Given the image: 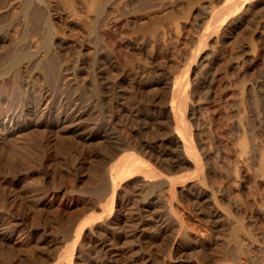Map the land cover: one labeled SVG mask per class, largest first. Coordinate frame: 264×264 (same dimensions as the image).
Here are the masks:
<instances>
[{
  "label": "bare ground",
  "instance_id": "obj_1",
  "mask_svg": "<svg viewBox=\"0 0 264 264\" xmlns=\"http://www.w3.org/2000/svg\"><path fill=\"white\" fill-rule=\"evenodd\" d=\"M25 1L45 52L0 34V264H264V0Z\"/></svg>",
  "mask_w": 264,
  "mask_h": 264
},
{
  "label": "rangeland",
  "instance_id": "obj_2",
  "mask_svg": "<svg viewBox=\"0 0 264 264\" xmlns=\"http://www.w3.org/2000/svg\"><path fill=\"white\" fill-rule=\"evenodd\" d=\"M14 1H19V3H16V5L15 6H13L9 11H8V13L4 16V17H0V26L3 24V25H5L7 22H8V20H10V19H13L15 22H13V24L12 25H10V26H5L6 27V29L3 27V28H1V30H0V34H7L6 35V43H9L10 45H11V47L12 48H14L15 49V47H16V49L15 50H22V49H24L25 47H28V46H30V47H32V46H34V47H39V50H38V52L40 53H44L45 51L42 49V48H40L41 46V43H42V34L41 33H34V34H32V33H29V36H27V35H24L25 34V27H24V24H23V19H22V11L21 10H23L22 8H24V6L23 5H25L24 3L26 2L25 0H14ZM21 1V2H20ZM30 2H32V3H29V4H32V5H30L31 7H33L34 9H36L37 8V10H38V8H39V4H38V1L36 0H30ZM20 13V14H19ZM17 15H18V17H17ZM7 16V17H6ZM62 21L60 22L61 24H62V26H64V33L66 34V36L68 37V39L70 40V48H69V50L67 51V56L68 57H70L69 55L71 54L70 52H71V48L72 47H74L75 45L76 46H78L79 44H81L82 42H83V38H82V35L84 34V33H86L87 31H88V29H89V23H88V21H83V20H77L75 17H73V16H70V15H66L65 13L64 14H62ZM17 17V19H15ZM66 17V18H65ZM68 17V18H67ZM63 18H64V20H63ZM76 19V20H75ZM17 20V21H16ZM66 20H67V23H66ZM65 21V22H64ZM69 24V25H68ZM2 25V26H3ZM10 31H9V30ZM8 30V31H7ZM10 34H12V35H10ZM14 35H15V37H14ZM23 36V37H22ZM33 38H32V37ZM29 37V38H28ZM90 38H91V36H89ZM24 38V39H23ZM30 38H32V39H30ZM82 41H81V40ZM27 40V41H26ZM30 40V41H29ZM9 41V42H8ZM16 41V42H15ZM32 41V42H31ZM13 42H15V43H13ZM19 42V43H18ZM5 43V44H6ZM13 43V44H12ZM16 43L18 44L17 46H16ZM31 43V44H30ZM72 43V44H71ZM27 44V45H26ZM30 44V45H29ZM88 44L90 45L91 43L90 42H88ZM29 61L31 62V63H33V58H31V59H29ZM30 63V65H31V67H32V64ZM33 68V67H32ZM146 78V77H145ZM144 78V80H143V83L146 81V79ZM56 80H54V76L53 77H51L50 79H48V81H47V83H48V85L50 86V87H56V89H58V85L56 84V82H55ZM53 83V84H52ZM54 87V88H55ZM151 88L152 87H147V86H143L140 90H138V92L141 94V93H143V94H145V93H147V92H149L150 93V91H151ZM156 90V89H155ZM154 90V91H155ZM158 90V89H157ZM140 91H142V92H140ZM152 91H153V89H152ZM151 91V93H153ZM189 225L190 226H192V228L194 227V229H196V230H199L200 229V231H202L203 232V234H206V231H205V228H203V227H201L200 225H199V222L197 221V217L196 216H194L193 214L191 215V217H190V219H189ZM225 226V227H224ZM224 226H222L221 227V229H225V230H227L226 228V226L227 225H224ZM204 230H203V229ZM224 230V231H225ZM201 232V233H202ZM208 232V231H207ZM246 258H242V260H244V261H246L245 260ZM247 263H250V261L249 260H247L246 261Z\"/></svg>",
  "mask_w": 264,
  "mask_h": 264
}]
</instances>
